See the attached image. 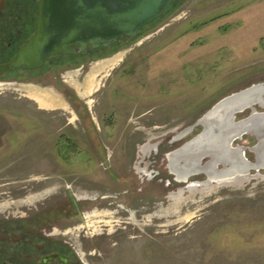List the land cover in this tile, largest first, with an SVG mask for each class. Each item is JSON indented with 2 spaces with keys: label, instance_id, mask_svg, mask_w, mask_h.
I'll list each match as a JSON object with an SVG mask.
<instances>
[{
  "label": "rangeland",
  "instance_id": "374dc122",
  "mask_svg": "<svg viewBox=\"0 0 264 264\" xmlns=\"http://www.w3.org/2000/svg\"><path fill=\"white\" fill-rule=\"evenodd\" d=\"M34 7L0 0V64ZM262 81L264 0H173L135 37L2 72L0 235L31 246L36 221L81 264H264V167L204 187L198 172L178 193L188 182L166 157L220 99ZM256 142L246 133L231 146L254 162Z\"/></svg>",
  "mask_w": 264,
  "mask_h": 264
},
{
  "label": "water",
  "instance_id": "95a60500",
  "mask_svg": "<svg viewBox=\"0 0 264 264\" xmlns=\"http://www.w3.org/2000/svg\"><path fill=\"white\" fill-rule=\"evenodd\" d=\"M172 1L39 0L35 30L7 62L0 64V74L22 65L28 69H37L50 55L71 53L72 50L62 48L63 44H79L82 48L87 44L105 47L125 37H135L140 29L161 16ZM234 100H238V105L229 110V121L234 128L221 138L225 152L221 157L216 156L217 153L212 156L206 152L199 153V159L201 156L213 157V169L227 174L231 173L227 170L230 166L238 165L242 172L264 167V111L254 108L256 104L264 108V81L220 99L197 121L202 124V131L179 147H190L193 143H198L201 135L208 130L204 124L206 115L221 103ZM246 108L250 109L249 114L234 121L235 114ZM246 133L257 138V142L250 147L255 154L254 162L245 158L244 146H231L235 139ZM217 163L222 164V168H215Z\"/></svg>",
  "mask_w": 264,
  "mask_h": 264
},
{
  "label": "flooded vegetation",
  "instance_id": "af4514ba",
  "mask_svg": "<svg viewBox=\"0 0 264 264\" xmlns=\"http://www.w3.org/2000/svg\"><path fill=\"white\" fill-rule=\"evenodd\" d=\"M32 1L34 2V6H35L34 7V15L32 17V21H31V25H32L31 28L32 29H31L30 34L26 35L25 38L21 40V43L18 45V47L15 50V53L19 49V47L21 45H23L26 42V40L32 35V33L36 27V18L38 15V8L40 5H39V0H32ZM20 32H21V30H18L17 34L19 35ZM124 39H127V37H125V38H123L117 42H120ZM117 42H115L113 44H116ZM113 44H110V45L105 46V47L101 46V45L98 47H92L91 45L87 44L84 48H82L79 44H73V43L63 44L62 45L63 49H69V50H72V52L69 54L59 53L56 55H50L47 58V60L44 62V64L48 61V59L50 57H56V56H60V55H63V56H66V55L67 56L68 55L74 56V55H79V54L83 55L87 52H92L94 50H98L101 48H107ZM43 65L41 67H43ZM21 67L28 69L25 65H22ZM179 149L167 153L166 157L168 159V167H169L170 171L173 172V174L175 175V179L177 181L188 182L187 178L190 175L185 179H179L180 177H177V175L175 174V172L172 169L173 168L172 167L173 155ZM144 151H145V153L150 151V147L149 146L146 147L144 149ZM198 172H204L207 175V173L203 170L198 171ZM198 172H196V173H198ZM196 173H194V174H196ZM245 175H246V173L241 175V176H238L236 178H235V176L232 175L233 177L226 178V179H230V180H220V181L229 182L232 180H237V179L243 178V177H245ZM207 177H208V179L203 182L204 184L198 185L199 187L208 186L211 183H213L214 181L219 182L216 180L222 178L223 176L213 178V177H209L207 175ZM192 182H196V181L188 182V184L185 187L179 189L178 193L184 192V190H186V189L191 190V189L198 187V186H192V184H193ZM190 183H192V184L190 185ZM32 224H34V226L37 230H35V234H33L32 239L31 238L29 239L30 241L33 240L34 242H30L31 246H28V247L27 246L25 247V246L21 245L20 243L18 246L17 241L19 238L15 239L14 236H11V238L8 237L9 235L13 234V231L10 232L7 229H2L1 235H0V264H81L82 260L79 257L78 251L75 249V247L71 243H69V241H67V240H61L59 242L58 241H52L51 238H49V236L52 235V233H48L46 230L42 229L40 225H37L39 223H37L36 221H35V223H32ZM5 233H6V235H5ZM11 239L14 242L11 241Z\"/></svg>",
  "mask_w": 264,
  "mask_h": 264
},
{
  "label": "bare ground",
  "instance_id": "6f19581e",
  "mask_svg": "<svg viewBox=\"0 0 264 264\" xmlns=\"http://www.w3.org/2000/svg\"><path fill=\"white\" fill-rule=\"evenodd\" d=\"M42 98L45 102L53 101L52 98H50L48 95L43 96ZM234 105H238V100H234L228 103L223 102L218 105L216 109L206 115L204 124L206 125V129L208 130L201 135L198 143H193L190 147L183 146L174 153L172 158V169L177 177H180L179 179H185L189 175L202 170L205 171L209 177L217 178L219 176H223L222 178L217 180H223L226 178H231L233 176H235L236 178L247 173L242 172L238 165L228 167L227 170L231 171V173L228 174L226 172L223 173L221 171H216L212 166L213 157H208L209 160L204 164L205 166L199 164V153L206 152L207 154L209 153L210 156H212L213 153H217L216 156L221 157V155L225 152V148L223 147L221 138L224 136V134L228 133L229 130L234 128L229 121V110ZM180 155H184L186 157V160L184 158H179ZM191 163L196 164V167L190 166Z\"/></svg>",
  "mask_w": 264,
  "mask_h": 264
},
{
  "label": "trees",
  "instance_id": "16d2710c",
  "mask_svg": "<svg viewBox=\"0 0 264 264\" xmlns=\"http://www.w3.org/2000/svg\"><path fill=\"white\" fill-rule=\"evenodd\" d=\"M16 37L18 36V34H16L15 35ZM20 37L18 36L17 38H16V40L17 39H19ZM25 38V37H24ZM23 37L21 38V39H19V40H22V39H24ZM15 39V38H14ZM19 45V44H18ZM18 45L16 46V47H14V48H11L12 49V51H14L15 52V50H16V48L18 47Z\"/></svg>",
  "mask_w": 264,
  "mask_h": 264
}]
</instances>
